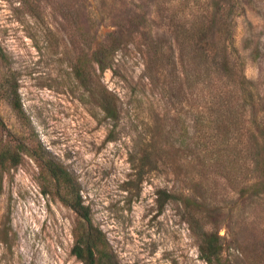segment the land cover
<instances>
[{"label": "rangeland", "instance_id": "1", "mask_svg": "<svg viewBox=\"0 0 264 264\" xmlns=\"http://www.w3.org/2000/svg\"><path fill=\"white\" fill-rule=\"evenodd\" d=\"M0 152V264H82L49 161L117 264H264V0H0Z\"/></svg>", "mask_w": 264, "mask_h": 264}, {"label": "trees", "instance_id": "2", "mask_svg": "<svg viewBox=\"0 0 264 264\" xmlns=\"http://www.w3.org/2000/svg\"><path fill=\"white\" fill-rule=\"evenodd\" d=\"M118 39L115 37L108 38L103 48L95 50L93 52V60L101 65L104 69L110 66L113 52L116 49ZM101 55V57L98 55ZM227 72L234 78L237 77V72L233 70L230 64L225 60L223 63ZM240 86L243 84L242 80L236 81ZM103 109L106 113L113 117L115 114V96L108 93L103 98ZM15 108L20 110V106L15 104ZM19 161L18 157L14 154L9 157L6 152H0V167H5L7 163L10 165H16ZM48 171L50 175L56 180L58 184L65 185L70 188V198L68 200L63 199L68 205H70L83 221L82 231L77 235L75 244L72 247V253L82 262V264H117L113 256L108 252L107 242L101 233V231L92 223V219L89 213L88 207L82 204L80 198L79 189L77 184L73 181L71 174L60 164L55 161H49ZM171 198H179L185 207L192 209L194 206L199 207V196L181 194H169ZM190 215V219L193 214ZM190 222V220H189ZM199 253L200 256L207 262V264H228L221 255L222 246L219 241V236L215 233L208 232L203 228L199 231Z\"/></svg>", "mask_w": 264, "mask_h": 264}]
</instances>
